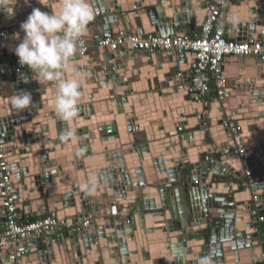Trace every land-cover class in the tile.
I'll use <instances>...</instances> for the list:
<instances>
[{
    "label": "water",
    "instance_id": "water-1",
    "mask_svg": "<svg viewBox=\"0 0 264 264\" xmlns=\"http://www.w3.org/2000/svg\"><path fill=\"white\" fill-rule=\"evenodd\" d=\"M30 1L29 5L12 0V15L0 9V56L5 51V62L17 57L14 49L24 36L20 24L32 9L57 10L60 3ZM112 1L91 0L95 17L87 28L97 26L105 36L183 35L175 30L181 21L189 19L202 26L207 3L213 0H145L146 7L134 0L138 2L130 8L117 7L116 0ZM229 5L233 12L242 13L240 22L249 24L251 30L258 22L264 28V0H234ZM166 9L174 11L169 17L172 26L167 28ZM3 32L8 33L1 35ZM260 35L256 38H264V30ZM176 56L144 52L75 57L84 82L80 111L67 122L57 117L50 99H44L46 92L38 88L43 84L33 82L35 76L29 69L19 78L0 77V130L5 129L0 144L18 210L28 202L34 216L47 211L58 220L70 218L76 225L91 215L94 223L81 232H69L67 237L48 232L46 238L41 234L21 241L15 248L17 260H10L14 250L0 251V264H155L156 255L146 248L162 244L167 246L165 251L172 248L173 252L158 264H264V234L247 232L252 223L250 193L236 188V193L228 196L217 193L210 178L228 173L215 166L207 168V179H193L203 186L202 193L189 190V167L206 169L208 155L222 147L219 142H230L223 130L226 115H241L242 120L236 121L254 164L255 189L264 201V112H258L264 107V88L239 96L238 110L226 113L222 109L218 119H212V111L188 95L189 85L178 87L188 70ZM179 56L184 62L186 55ZM20 90L31 93L34 107L21 111L12 105L11 97ZM51 97L54 100L55 89ZM194 113L197 130L191 133L187 117ZM253 113L257 116L251 118ZM130 116L149 127L130 128ZM65 131L73 135L61 139ZM197 149V162L190 163V155ZM96 155L104 157L96 160ZM102 159L109 164L106 170L84 174L85 168L103 164ZM221 161L234 163L235 176L243 180L232 155ZM93 180L94 190L84 191L82 186ZM4 222L0 199V229ZM191 249L198 252L187 254Z\"/></svg>",
    "mask_w": 264,
    "mask_h": 264
},
{
    "label": "built area",
    "instance_id": "built-area-1",
    "mask_svg": "<svg viewBox=\"0 0 264 264\" xmlns=\"http://www.w3.org/2000/svg\"><path fill=\"white\" fill-rule=\"evenodd\" d=\"M226 5V0H213L207 3L208 14L201 26V33L196 38H188L185 34L174 36H161L152 33L142 36H105L103 34H95L91 35L89 41L86 37H82V44L78 46L77 54L80 56L88 54L89 42H91L98 52L107 51L111 54L119 52L127 54L149 52L187 55L192 58V62L188 65L187 73L189 77L188 95L194 103L208 107L209 103L206 98L212 92L215 93L219 100L224 98L226 89V78L223 72L224 58L252 57L264 64V38H250L242 42H235L225 38L222 24L227 19L224 12ZM7 33L3 32L1 35ZM26 70H28L27 66H21L16 57L14 61L2 63L0 77L6 75L19 76ZM223 130L227 137L230 138V142H225L219 151L223 156L232 155L238 161L240 173L243 176L239 187H241L243 193H250L249 200L251 205L249 214L251 222L253 224L262 223L264 222V215L262 214L264 201L255 189L256 184L253 180L254 164L249 159V152L246 150L244 139L242 138L243 129L235 119L227 118L223 122ZM232 164L234 165V163ZM234 168L235 166L231 167L235 172ZM223 172L227 173L224 168ZM0 199L5 211V227L0 231V240L3 239V241H0L1 253L9 249L15 251L18 243L33 236L48 232L60 235L64 229L81 232L90 223V220H85L72 225L52 216L30 220L23 224L19 223L17 201L13 196L11 179L1 144ZM10 260H15V257L11 256V254Z\"/></svg>",
    "mask_w": 264,
    "mask_h": 264
},
{
    "label": "crops",
    "instance_id": "crops-1",
    "mask_svg": "<svg viewBox=\"0 0 264 264\" xmlns=\"http://www.w3.org/2000/svg\"><path fill=\"white\" fill-rule=\"evenodd\" d=\"M20 4V2H28V4L30 5L31 2L30 0H17ZM234 0H228V6L227 8L224 9L225 15L227 17V14L230 15L231 17H227L226 21L223 22L222 27L224 30V36L227 40H231V41H235V42H242L245 41L247 39L250 38H256L260 35V32H262L264 30V28L261 26L260 22L257 23L256 27L254 28V30H251L249 28V24L244 23V22H240L242 21V18L240 17L242 15V13L240 11L238 12H233V7H230V3H232ZM252 2H258L259 0H251ZM113 1L111 0L110 3H112ZM138 2V1H137ZM137 2H135L134 0H130V2L128 0H124V4L121 5V0H116L114 1V4H116L117 7H122V6H126V8H130L132 7L134 4H136ZM139 3L141 4L142 7H146L148 6V3H145V0H139ZM18 4V5H19ZM166 12H168V15L166 17H168V19L165 20V28L172 26L170 24V18L174 15V11L173 9H166ZM182 14V12H180V15ZM197 13H195V16ZM192 15V13H191ZM199 17V14H198ZM192 19L196 20V17H192ZM181 26L178 28H175L176 33L180 34H185L186 37L188 38H196L200 35L201 33V26L197 25L196 23H191L189 22V19H187L185 22L181 21ZM151 30H157L156 27L150 26L149 27ZM121 29H123L121 27ZM167 31V30H166ZM95 34H102L99 30V28L97 26H93V27H89L87 28V32L85 34L84 37H86L88 39V41L90 40V35H95ZM154 35H159L158 33H152ZM139 54H143L144 52H136ZM111 54L110 52L107 51H100L98 52L91 44V42H89V51H88V55L91 58L94 57H99V56H103L106 57V55ZM116 54H125L124 52H119V53H115ZM160 54H165V53H160ZM128 56H130L131 54H127ZM176 59L177 62H179V64L181 66H183L185 69L189 68V63L192 62V58H190L189 56L186 55L185 58H183V61L180 60V56L179 54H176ZM80 56L79 54L76 53L75 57ZM7 54L5 53V51H3L1 53L0 59H1V63H4L7 60ZM16 59V57H13V61ZM185 63V64H184ZM132 64V62H131ZM136 68V67H134ZM223 72L226 78V89H225V94H224V98L223 100H219L217 98V96L215 95V93H211L210 96H208L206 98V101H208L209 105L208 108L205 109L206 111H212L211 113L212 115V119H218L217 116L219 114H221L223 111L222 109L225 110V112H234L236 110H238V105H237V98L239 96L244 95L245 93H250V91L255 90L256 88L261 89L264 88V64H260V62L252 57H248V58H238V57H226L223 60ZM6 78L10 77V75H6L4 76ZM17 78H19L20 76H16ZM189 77L185 75V77L179 82L178 87H184L189 85ZM36 79V77H35ZM34 83H38L36 80L33 81ZM84 82V81H82ZM81 82V83H82ZM259 82V83H257ZM39 89L43 90L46 92L44 99L45 98H49L50 99V103L51 105L54 104V100H52V90L55 89V85L52 83H45L43 85H39L38 86ZM176 104L182 105L181 102H177L175 101ZM172 102L169 103V106ZM247 101H244V104H246ZM0 104H2L1 99H0ZM243 104V103H242ZM182 107V106H181ZM258 112H264V107L259 108ZM251 118H254L257 116V113H253L250 115ZM132 118H134V121L136 120V118L134 116H130L129 118L127 117V120H131L132 124H129L130 128L134 129H140L143 130L147 127H149V124L146 123H138L137 121L133 122ZM177 118V117H175ZM192 129H190L189 131L191 133H196L197 130V123H198V118H197V114L194 113L192 116H188L187 117ZM227 118H232V119H237V120H242V116H230V115H226V119ZM92 119L94 120V117H92ZM5 129L0 130V134L2 132H4ZM225 139L221 140L219 143H222V146L225 144ZM220 150V149H219ZM218 149H214V151H212L209 155H208V160L206 161L205 165L207 166L206 169H195L193 166L189 167L190 170V174L189 177L191 178V181L189 183V190L191 191H196L200 189V193H202V188L203 186L200 183H195L193 182V179H199L200 181H203L205 179H207L208 176V169L211 166H215V169H218L219 167L224 168V170L227 171V173L229 174L226 177L220 176V175H214L212 176V178H210L211 183H212V187L215 188L217 187V193H221L223 195L227 194V196L229 194H234L236 193L233 189H238V192H242L241 187H239V183H240V178H238L237 176H235V172L231 169V167L235 166V165H227L226 162H222L221 158L225 157L223 156L220 151ZM199 152V149H197L195 154H191L190 155V163H196L197 162V154ZM99 158H103L104 155H96L93 158L94 159H98ZM168 157H164V159H166ZM229 159V158H228ZM101 162L103 164L101 165H91L88 168H85L83 170L84 174L87 175L88 173H91L92 171H98V170H106L107 167L109 166V164L104 163L105 159H102ZM234 162V160L232 161ZM223 164V165H222ZM112 172V171H111ZM168 175V173H167ZM200 185V186H198ZM198 186V187H197ZM227 190H231L232 193H230ZM172 194V193H171ZM263 210H264V206H263ZM262 210V212L264 213V211ZM19 223H26L30 220H36L45 216H50V214L45 211L46 213L43 216H34L33 215V211L30 208V205L28 202H23V209H19ZM60 218V216H59ZM93 217L88 216L86 218L83 217L82 220H79L78 223L80 222H84L85 220H90V222L93 221L92 219ZM64 220L67 223H72L70 218H64ZM92 224H94L92 222ZM247 226H249L247 232H259L261 231L262 235L264 234V222L257 224V228L253 229V223L248 224ZM2 231V229L0 230ZM108 231V230H107ZM71 232V230H67L64 229L61 234H64L67 237V234ZM47 236L44 234V238H46ZM0 241H3L0 240ZM189 244V243H188ZM167 246L165 244L162 245H157V246H151L146 248V250H150V252H152L151 254H155L156 255V260H154L155 264H158V260H162V259H168L170 257H172V248L170 251H165L164 248H166ZM139 251V250H138ZM6 252V251H5ZM3 252V253H5ZM192 252H198L197 249H191V250H187L186 253ZM167 253V254H165ZM11 256L15 257V260H17V252L13 251L11 253ZM188 255H186V258Z\"/></svg>",
    "mask_w": 264,
    "mask_h": 264
},
{
    "label": "clouds",
    "instance_id": "clouds-1",
    "mask_svg": "<svg viewBox=\"0 0 264 264\" xmlns=\"http://www.w3.org/2000/svg\"><path fill=\"white\" fill-rule=\"evenodd\" d=\"M13 5L12 0H0V9L9 15L13 14ZM94 17L91 0H60L57 10L33 8L20 24L24 36L14 49L18 62L27 66L39 84L55 85L53 109L57 117L66 122L73 120L80 111L82 73L74 59L87 26ZM15 38L19 39L18 33ZM11 103L21 111L35 106L31 93L26 90L16 92L11 97ZM71 135L73 132L65 131L61 139ZM94 187L93 180L86 182L82 189L90 192Z\"/></svg>",
    "mask_w": 264,
    "mask_h": 264
},
{
    "label": "trees",
    "instance_id": "trees-1",
    "mask_svg": "<svg viewBox=\"0 0 264 264\" xmlns=\"http://www.w3.org/2000/svg\"><path fill=\"white\" fill-rule=\"evenodd\" d=\"M264 211V210H263ZM262 214L264 215V213L262 212Z\"/></svg>",
    "mask_w": 264,
    "mask_h": 264
}]
</instances>
